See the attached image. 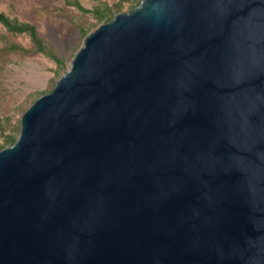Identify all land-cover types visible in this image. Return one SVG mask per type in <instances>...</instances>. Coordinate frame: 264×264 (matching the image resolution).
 <instances>
[{"label":"water","instance_id":"1","mask_svg":"<svg viewBox=\"0 0 264 264\" xmlns=\"http://www.w3.org/2000/svg\"><path fill=\"white\" fill-rule=\"evenodd\" d=\"M0 264H264V0L91 31L0 149Z\"/></svg>","mask_w":264,"mask_h":264},{"label":"rangeland","instance_id":"2","mask_svg":"<svg viewBox=\"0 0 264 264\" xmlns=\"http://www.w3.org/2000/svg\"><path fill=\"white\" fill-rule=\"evenodd\" d=\"M139 2V3H138ZM141 0H0V11L14 24L0 21V145L18 135L25 110L71 66L86 36L107 22L108 16L127 12ZM104 15V13H107Z\"/></svg>","mask_w":264,"mask_h":264},{"label":"trees","instance_id":"3","mask_svg":"<svg viewBox=\"0 0 264 264\" xmlns=\"http://www.w3.org/2000/svg\"><path fill=\"white\" fill-rule=\"evenodd\" d=\"M105 14H108V12L107 13H104V15H102V16H105ZM111 19H113V16H108L107 19H106V21H109ZM0 21H2L6 26H8L9 28H12V29H16V30H20V31L29 30L31 32V34L34 36V38H36L35 28L31 24H29V23H25V24H14L1 11H0ZM19 133H20V131H19ZM18 136H19V134L18 135H15V134H12V133L10 135H8L6 137L4 143H2L0 145V149L12 145L16 141V139L18 138Z\"/></svg>","mask_w":264,"mask_h":264}]
</instances>
